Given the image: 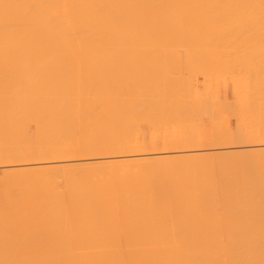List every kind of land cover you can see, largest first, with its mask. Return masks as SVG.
Wrapping results in <instances>:
<instances>
[{
	"label": "bare ground",
	"instance_id": "obj_1",
	"mask_svg": "<svg viewBox=\"0 0 264 264\" xmlns=\"http://www.w3.org/2000/svg\"><path fill=\"white\" fill-rule=\"evenodd\" d=\"M251 7L0 0V264H264V110L211 148L161 131L209 111L197 70L247 64L264 26L219 20Z\"/></svg>",
	"mask_w": 264,
	"mask_h": 264
},
{
	"label": "rangeland",
	"instance_id": "obj_2",
	"mask_svg": "<svg viewBox=\"0 0 264 264\" xmlns=\"http://www.w3.org/2000/svg\"><path fill=\"white\" fill-rule=\"evenodd\" d=\"M254 9L255 8L252 7L242 8V10L244 11L242 15L228 14L223 17V20L225 21L219 20V22L225 23L228 29H238V28L250 29V28H257L260 26H264V19L260 14L254 13V11L257 10ZM212 10L235 11L237 10V8H213ZM2 16H0V18ZM215 20H218V17L211 16L208 19H206V22L212 23ZM1 26L2 24H0V27ZM241 49L242 52L246 53L243 59V61L247 63L246 65L238 64L237 62H231L230 67L220 71L219 73L208 72L207 74H205L201 70H197L196 73L192 76L193 78H191V81L194 83L200 82L203 79V77H205L204 80L209 82V86L205 90V93L208 95V100H209L208 101V105L210 108L209 111L207 113H203L200 109L194 110L192 117L187 124L166 121L161 128L162 133L166 135L178 134L180 136H184L186 133H189L188 130L194 131L191 133H195L201 136L200 147L211 148L212 145L210 142V138L214 133H216L217 129L219 128L218 125L219 121L222 120L224 128L229 129L230 131L233 132L239 130L241 127L244 126L250 127L253 125L254 122L252 121L250 122V119L256 118L258 111L264 110V104L261 101V90H260V85L263 81L262 77H263V64H264L263 62L264 39L258 38L256 36L250 37L242 42ZM17 66L18 65H16V69L18 68ZM0 72H2V69L0 70ZM12 74L14 75V73ZM1 76L2 75H0V77ZM12 80L14 81L15 79ZM15 81L13 83H15ZM3 85H5V83ZM10 86L14 88L16 84L15 85L12 84L11 81ZM226 87L230 89L229 90L230 92H233L232 90L233 88L244 89L246 91L242 94H237L234 97H231L230 99H225L224 95H225ZM6 89L7 88H5L4 92L6 91ZM1 94L3 93H0V96H2ZM3 96L1 97L2 99L5 98ZM197 100L198 102H196V105L197 107H199L201 105L202 98H198ZM7 102L6 105L9 103ZM3 104H1L0 106H3ZM5 107L6 106H4L3 108ZM0 109H2V107ZM3 110L4 112L6 111V109ZM8 111H6L7 114L9 113ZM0 113H1L0 119H4L2 118V115L4 113L3 114L2 112ZM20 115L21 114H19V116ZM6 116L8 115L5 114L4 117ZM19 116H17L16 118L19 119ZM0 121L1 122L3 121L4 123L5 120H0ZM168 147H172V146H168ZM156 148L158 151L161 150L164 151V149L165 150L167 149V147L165 146H158Z\"/></svg>",
	"mask_w": 264,
	"mask_h": 264
}]
</instances>
